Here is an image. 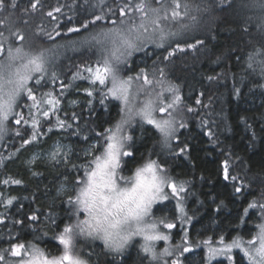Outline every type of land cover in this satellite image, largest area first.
<instances>
[{"label":"trees","instance_id":"trees-1","mask_svg":"<svg viewBox=\"0 0 264 264\" xmlns=\"http://www.w3.org/2000/svg\"><path fill=\"white\" fill-rule=\"evenodd\" d=\"M139 2L4 0L0 7V44L5 50L21 45L32 53L49 50L41 85L35 83L38 73L28 83L39 99H47L44 94L50 92L60 101L43 117L42 112L51 106L41 103L35 111L33 101L22 94L19 106L5 121L6 130L0 133V250L15 243L27 247L31 242L50 257L62 254L63 245L57 237L65 226L76 223L74 187L100 149L105 129L112 128L121 114L120 101L108 94L110 81L93 84L86 71L95 69L103 54V45L89 37L113 27L139 25L140 13L134 10ZM185 2L188 15L173 20L172 0H151L152 7L162 3L168 10L169 19L163 20L161 27L177 34L158 47L159 33L147 24L149 31L138 42L139 50H132L121 63L122 77L136 75L141 69L142 73L161 70L165 80L178 89L183 108L169 146H163L154 125L134 121L128 141L132 155L124 157L122 169L130 173L146 160L156 161L173 182L183 184L181 199L190 238L247 239L261 219L260 205H264V75L259 65L264 53L248 67L249 54L264 48V9L257 6L259 0H180L181 12ZM122 8L126 15H121ZM97 16L103 19L97 21ZM69 28L79 31L70 32ZM169 52L173 54L169 56ZM16 113L23 117L20 124L15 123ZM33 117L39 121L35 128ZM58 119L65 121L64 127ZM25 140L30 142L25 144ZM57 140L70 146L66 159L29 163L34 152L48 149ZM94 143L92 153L87 154ZM17 180L20 183H13ZM8 199H12L11 205L6 203ZM250 204L256 206L250 208ZM151 214L174 220L178 212L168 199L155 204ZM33 215L35 221L30 219ZM82 239L81 235L74 237V253L86 264H156L135 243L117 254L97 238L90 242ZM195 252L196 258L183 256V264H206L203 251ZM4 255L6 260L18 258L8 252ZM216 264L249 263L234 252L230 262L220 259Z\"/></svg>","mask_w":264,"mask_h":264},{"label":"snow or ice","instance_id":"snow-or-ice-1","mask_svg":"<svg viewBox=\"0 0 264 264\" xmlns=\"http://www.w3.org/2000/svg\"><path fill=\"white\" fill-rule=\"evenodd\" d=\"M38 2L39 0H37ZM157 3H160V0H157ZM3 6L4 0H0V7ZM36 6V3L31 5L33 9ZM257 6L264 9V0H259ZM125 8H128V11H133L128 5H125ZM180 9V0H172L171 19L176 20L182 15L187 16L189 4L187 2L183 4V12ZM134 10L140 13L141 22L139 25L132 24L127 29L113 27L91 34L89 37L90 40L103 45L101 48L103 54L101 59L97 61V67L95 69L92 67L86 69L91 74L92 83L95 84L98 81L99 84L106 85L110 81L112 86L108 88V94L121 100L125 105L133 102L130 100L129 94L133 77L122 78L120 76V64L126 61L127 57L131 56L132 50H139L138 42L142 41L144 33H148L149 31L147 24L152 26L154 33H159L158 47H163L164 42L169 36L177 34L165 32L164 28L161 27V22L169 19L168 10L164 4L161 3L160 7H152L151 0H140L134 6ZM55 11L59 12L60 9L57 8ZM161 12L164 14L161 15ZM120 13L122 16L126 15L124 8L120 9ZM48 15L52 16V13L49 12ZM101 19L103 17H96L97 21ZM193 19L195 18L193 17ZM262 24H264V21H262ZM84 27H87V23H85ZM186 27V25H181L182 29ZM68 31H79V29L69 28ZM2 35L0 33V36ZM19 39L23 40L24 37L21 35ZM197 43L201 42L197 41ZM5 51L7 54L3 55ZM47 51L49 50L42 49L39 52L32 53L25 51L22 45L17 47L9 46L5 50L4 45L0 44V55H3V59H0V133L6 130L4 127L5 121L8 120L9 116L19 106L18 101L22 94H25L29 100L33 101L31 107H37L40 103H46L51 106L49 111L42 112L43 117H48L50 111H54L60 103L59 99L54 97L50 92L44 94L47 99L37 100L33 88L29 87L28 82L34 79V73L40 74L35 78L36 85H41L42 80H44V73L47 71V59L45 56ZM261 53H264V48L249 54V68H252L253 63L256 62V56ZM172 54V52H169V56ZM259 65L261 67V74L264 75V59L259 61ZM142 72L143 69H141ZM52 75L54 77L55 73H52ZM73 78L75 79L76 77L74 76ZM144 79L145 84H152V81L148 80L147 77ZM165 91L172 93L170 102L166 103V98L162 92L157 93L155 99H147L135 112L129 107V119H123L120 123H117L115 131L105 129L106 133H110L104 137L107 140L106 150L103 157L97 156L93 161L95 167L86 173L87 181L81 189L80 196L77 197V203L82 207L84 212L88 213V218L80 220L75 225L69 224L65 226L63 232L58 235L57 239L63 245L62 254L49 258L50 253L46 254L45 250L34 243L29 242L27 247L24 243H15L10 246V249L0 250V261H3L4 264H86L78 254L74 253V237L85 234L86 229L87 235L102 239L106 246L114 247L116 251L122 250L132 236L143 235L145 239V244L142 245L143 250L151 253L153 260H163L164 256L172 255V252L167 248L157 254L154 251V245L149 243L156 240L167 241L170 238L169 235L161 232H154V234L145 232V228L155 230L157 223L144 224L143 227L141 225L144 218L151 215L153 204L157 203V201L169 199V194L165 193V185L171 189L172 198H176L179 197L180 192L184 191L183 184L178 186L175 182L171 181V178L158 172L157 169L160 165L156 161H149L144 167L136 169L135 182L130 188L118 185V179L128 180L131 178L118 176L116 171L120 167L121 155L124 157L132 155L130 151H122L125 147L124 141H129L132 137L120 136L119 133L123 125L128 124L133 115H139L147 123L154 125L162 135L165 145L169 146V138L175 132L174 119L169 109H175L180 104L181 97L178 94V89L174 86H168ZM88 94L92 95L91 92ZM124 111L125 109L121 108V112ZM156 111L168 113L169 118L156 119L153 116V113ZM16 116L18 118L15 120V123L20 124L23 117L19 113H16ZM32 124L35 128L39 125V121L33 117ZM58 124L60 127H64L65 121L58 119ZM32 139H36V132H33ZM29 142L28 140L24 141L25 144ZM57 154L53 153V158ZM225 164H227V161ZM224 175L225 179H227L229 175L227 167L224 169ZM232 179H236V177H232ZM3 183L7 184L8 181L5 180ZM13 183L18 184L20 181H13ZM239 190L237 189V191ZM12 199H8L6 203L11 205ZM255 206V204L249 205L250 208H254ZM260 207L262 215H264V205H260ZM177 208L183 212V207L180 203L177 204ZM30 219L35 221L37 217L33 215ZM158 222L167 229L177 227L174 223H165L163 218H159ZM133 224H135L134 228L132 227ZM257 227L259 229L257 234L246 242L242 237H236L230 243L224 244V239L221 237L220 242L224 244V247L221 249L209 247V256H215L225 251L231 252L232 249L236 248L243 252L249 264H264V223L259 224ZM121 231L126 232L127 235L120 236ZM188 251L189 248H183V252ZM5 252H8L12 257H19L20 259L6 260ZM163 264H168V261L163 260ZM171 264H181V261L176 259Z\"/></svg>","mask_w":264,"mask_h":264},{"label":"rangeland","instance_id":"rangeland-1","mask_svg":"<svg viewBox=\"0 0 264 264\" xmlns=\"http://www.w3.org/2000/svg\"><path fill=\"white\" fill-rule=\"evenodd\" d=\"M121 66L122 65L120 64V68H121ZM120 74H122V69H121ZM128 76L133 77V80L131 82V87L129 90L130 100H132L133 102L130 103L129 105H125L121 100H119L120 104H121V108H124L125 111L121 112L117 123H120L123 119H129V113H128L129 107H131L133 109V112H135L138 108H140L143 105V103L147 99H149V98L155 99V96L157 93L162 92L163 96L166 98V103L170 102L172 93L165 91V89L168 86H173V85H172V83L165 80L164 76L161 74V70H158L156 72L151 71L149 73L139 72L136 75H128ZM128 76H123V77L121 76V77L127 78ZM137 77H139V78H137ZM145 77H147L148 80L152 81V84H150V85L145 84V79H144ZM26 99H28V98L26 97ZM37 100H41V99H39V97H37ZM29 101H31V100H29ZM39 105H37V107H35V111H39ZM169 112H171V114H172V118L174 119V127H175L174 135L169 138V144H171L173 138L175 137L176 131L178 129L177 120H178L180 114L183 112V108L179 104L178 106L175 107V109H169ZM153 116L156 119H162V118L167 119V118H169L168 113H160L158 111L154 112ZM137 120H142V121L147 122L146 120L142 119L141 116L133 115V116H131L129 123L126 125H123V128L120 131L119 135L120 136H129L130 125L134 121H137ZM117 123L110 129L115 131ZM109 134L110 133H105L104 137H106ZM159 134H160V132H159ZM104 137H103V141H102L100 149L92 157L91 165L85 171L83 176L77 181V183L74 187L72 202L74 203L73 209L75 210V215H76L75 216V218H76L75 224H77L80 220H85L88 218V213L84 212L82 207L77 203V197L80 196L81 189L85 186V183L87 181L86 173L88 171H91V169L95 167V164L93 163V161L95 160V158L97 156L103 157V154H104L106 147H107V140L104 139ZM160 138H161V142L163 143V146H166L164 143V139H163L161 134H160ZM124 145H125V147L122 151H129L128 150L129 149L128 141H124ZM95 146H96V144L94 143L91 146V148H88L87 154H91L93 151V148ZM69 150H70V146L67 143H62V142L57 140V141L52 142L48 149L43 150V151L34 152L29 158V163L31 164L35 160H42L46 163H50V162H54V161H61V160H64L67 158ZM53 153H58L55 156V158H53ZM120 159H121L120 167L116 170L117 175L128 177L131 179H128V180H119L118 179L117 183L120 187H129L130 188L132 186V184L135 182L136 169L144 167V165L147 164L150 160H146V161L142 162L140 165H138L136 168H134L130 173H125L122 169V161L124 159V156L121 155ZM157 171L160 172L162 175L169 177L166 170L163 169L162 167H159L157 169ZM63 188H64V186H63ZM164 189H165V193L169 194V199L173 200L174 205L176 207V210L178 212V215L174 220H165V223L171 222V223L176 224L177 227H175L173 229L165 228L162 224H159V222H158L159 219L155 218L152 214L150 216H146L144 218L142 225H141V227H143L144 224L157 223V228L155 230L145 228V232L148 234H154V232H161L165 235H169L170 238L167 241L156 240V241L149 242L150 244L154 245V251L157 254L161 253L165 248L169 249V251L172 252L171 256H164L163 260H166V261H168V264H171V262L173 260L179 259L181 261V264H183L182 257L186 255L187 257H189L191 259L196 258L198 256L197 252H195L197 249H201L203 251L204 261L206 264H216V261H218L220 259H224L227 262H230L234 252H239L244 257L243 252H241L239 249H236V248L232 249L231 252L225 251V252H221L215 256L210 257L209 256V247L221 249L224 247V244L230 243L234 238H231L230 240H224V244H221V242H220L221 239L218 237H211V238L206 237V238L197 239V237H195L196 236L195 235L194 237L190 238V236L188 234V229H187L189 220L185 217L186 212H185L184 208H183V212H181L179 210V208H177L178 203H180L183 207V203H182V199H181V192L179 194V197L172 198L171 189L168 188L167 185L164 186ZM160 202H163V201H157V203H160ZM157 203H155V204H157ZM155 204H153V206ZM153 206H152V208H153ZM261 223H264V215L261 216V219L258 221L255 228L252 229L251 235L247 239L242 237L245 242L248 240H251L253 238V236L257 234V232L259 230L257 226ZM132 227L134 228L135 224H133ZM175 229H179L178 230L179 232L177 234L173 233V231ZM124 235H127V233L124 231H121L120 236H124ZM81 236L83 238L82 239L83 242H90L96 238L95 236L87 235V229H86L85 234H83ZM185 237H186V239H185ZM237 237H239V236H237ZM97 239L105 245V243L102 239H99V238H97ZM193 239H195V240H193ZM205 242H207V243H205ZM132 243H135L137 248L139 250H141L142 253L146 254L147 256H149L150 259H152L151 253L145 252L143 250L142 245L145 244V239H144L143 235L132 236L130 238V240L125 244L124 248L120 251H116L114 247H108L106 245L105 246L108 249L113 250V253L120 254L125 248H127ZM185 247L189 248L188 252H183V248H185ZM182 252H183V254L181 255ZM49 258H51V257H49ZM18 259H20V258L18 257L17 259H13V260H18ZM163 260H153V261L156 264H163ZM245 260L249 263L247 258H245ZM0 264H4V262L0 261Z\"/></svg>","mask_w":264,"mask_h":264}]
</instances>
